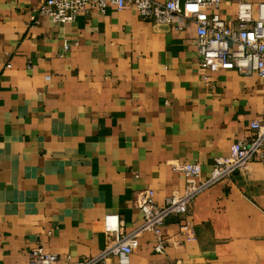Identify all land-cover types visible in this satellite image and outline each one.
<instances>
[{"label": "crops", "instance_id": "1", "mask_svg": "<svg viewBox=\"0 0 264 264\" xmlns=\"http://www.w3.org/2000/svg\"><path fill=\"white\" fill-rule=\"evenodd\" d=\"M240 1L264 2L222 0L232 24ZM40 2L0 0V264H30L39 246L60 263L100 256L107 215L132 232L141 191L160 205L183 191L176 163L209 177L264 113V78L203 69L196 23L181 15L158 23L109 5L34 22ZM187 219L192 238L172 217L165 251L146 232L128 264H264V164L205 190Z\"/></svg>", "mask_w": 264, "mask_h": 264}, {"label": "built area", "instance_id": "2", "mask_svg": "<svg viewBox=\"0 0 264 264\" xmlns=\"http://www.w3.org/2000/svg\"><path fill=\"white\" fill-rule=\"evenodd\" d=\"M221 4L222 0H41L34 8L32 20L38 22L40 17H50L66 24L75 21L89 7L105 12L109 5L119 9L135 8L143 19L158 23L166 22L177 14L196 23L198 52L203 69L211 72L236 70L241 74L264 78V2L256 7L252 2L240 1L236 24L222 17ZM251 128L253 138L237 143L229 156L217 159L207 178H203L200 163H176L174 168L185 176V187L183 191L168 197L164 205L156 202L153 189L141 191L136 204L143 213V222L132 232H123L119 215H107L105 230L112 241L100 256L80 261L67 257L65 263H60L58 254L47 252L43 246H39L30 252V264H108L109 257L113 255L120 256L121 264H128V256L139 248L140 237L146 232H153L157 236L155 249L162 253L167 244L163 226L172 217L185 220L182 231L192 238L193 226L187 218L196 198L214 184L246 170L250 164H264V113L252 122Z\"/></svg>", "mask_w": 264, "mask_h": 264}]
</instances>
